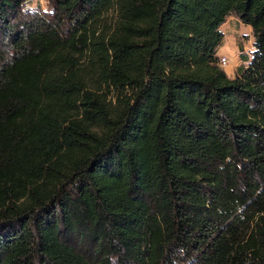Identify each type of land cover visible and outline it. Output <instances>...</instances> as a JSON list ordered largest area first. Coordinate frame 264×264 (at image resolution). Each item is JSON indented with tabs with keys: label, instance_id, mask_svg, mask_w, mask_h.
<instances>
[{
	"label": "trees",
	"instance_id": "1",
	"mask_svg": "<svg viewBox=\"0 0 264 264\" xmlns=\"http://www.w3.org/2000/svg\"><path fill=\"white\" fill-rule=\"evenodd\" d=\"M55 1L23 36L0 0V264H264V0Z\"/></svg>",
	"mask_w": 264,
	"mask_h": 264
},
{
	"label": "rangeland",
	"instance_id": "2",
	"mask_svg": "<svg viewBox=\"0 0 264 264\" xmlns=\"http://www.w3.org/2000/svg\"><path fill=\"white\" fill-rule=\"evenodd\" d=\"M27 4L31 10L25 9ZM8 23L11 31L26 35L35 28H55L59 31H66L71 26V19L60 11L55 0H24L17 12L8 16ZM223 33V41L218 49V57L225 56L228 63L219 66L225 71L227 76L233 78L238 73L240 65H246L248 61L242 60V55L251 57L254 49V36L252 28L241 21L235 13L227 16L225 22L220 26ZM10 32V30H9ZM5 35L0 31V66L3 61L10 57L12 51L13 35ZM17 36V35H16ZM93 250V247L90 248Z\"/></svg>",
	"mask_w": 264,
	"mask_h": 264
},
{
	"label": "built area",
	"instance_id": "3",
	"mask_svg": "<svg viewBox=\"0 0 264 264\" xmlns=\"http://www.w3.org/2000/svg\"><path fill=\"white\" fill-rule=\"evenodd\" d=\"M228 58H226L225 56H220L219 57V64H221L222 66H225L228 63Z\"/></svg>",
	"mask_w": 264,
	"mask_h": 264
},
{
	"label": "clouds",
	"instance_id": "4",
	"mask_svg": "<svg viewBox=\"0 0 264 264\" xmlns=\"http://www.w3.org/2000/svg\"><path fill=\"white\" fill-rule=\"evenodd\" d=\"M22 10H31V9L27 4H25V9ZM110 259H111V264H115V258H110Z\"/></svg>",
	"mask_w": 264,
	"mask_h": 264
}]
</instances>
